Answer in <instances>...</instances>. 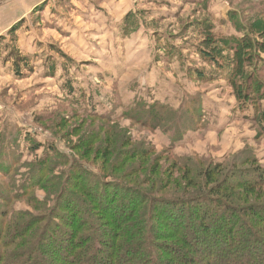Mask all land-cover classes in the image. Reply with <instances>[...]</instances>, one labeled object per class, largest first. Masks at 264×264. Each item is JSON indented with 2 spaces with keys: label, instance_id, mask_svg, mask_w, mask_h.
<instances>
[{
  "label": "rangeland",
  "instance_id": "1",
  "mask_svg": "<svg viewBox=\"0 0 264 264\" xmlns=\"http://www.w3.org/2000/svg\"><path fill=\"white\" fill-rule=\"evenodd\" d=\"M254 23L264 28V0H0V227L30 225L9 251L0 241V264L27 255L24 264H62L54 244L67 231L57 219L69 220L71 208L60 202L49 210L70 171L86 174L99 198L109 196L104 178L147 189L150 176L162 184L180 176L172 161L244 173L237 180L264 172V118L255 120L252 104L223 76L210 78L217 69L200 55L222 51L216 59L225 65L233 50L221 41L241 38ZM10 53L25 60L23 75L9 73ZM260 60L261 80L264 54ZM67 188L63 198L73 200ZM231 190L257 239L235 229L221 250L224 263L264 264V232L247 214L264 215V186L249 196ZM82 198L73 207L84 203L88 213L74 219L112 233L115 207L99 212ZM40 214L55 225L38 222ZM44 225L49 232L38 244Z\"/></svg>",
  "mask_w": 264,
  "mask_h": 264
},
{
  "label": "trees",
  "instance_id": "2",
  "mask_svg": "<svg viewBox=\"0 0 264 264\" xmlns=\"http://www.w3.org/2000/svg\"><path fill=\"white\" fill-rule=\"evenodd\" d=\"M221 44L227 46L229 51L232 49L234 52L229 59L227 58L229 61L225 65L216 59V56H219L222 51L214 49L211 53L200 51L203 60L217 69L208 76L210 78L223 76L240 101L252 104L250 106L257 114L255 120L261 122L264 118V108H261L262 105L264 106V79H258L255 70L261 54H264V28L258 26V23H254L246 35L239 39H229V42L222 40ZM15 54L10 53L6 59L12 58L10 68L13 75L21 76L27 66L21 67V62H25V60ZM245 66L250 67L251 72L248 73L244 69ZM259 66L264 73V64ZM198 76L203 78L204 73L200 72ZM261 103L262 105H260ZM247 105L249 106V104ZM83 111L87 113V110ZM90 113L98 115L93 111ZM98 116H101L99 119L109 120V117L105 115ZM116 151L118 152V149ZM73 161H76L74 156ZM172 162L182 171L181 175L165 177L166 183L164 184L150 176V182L146 183L147 189L142 187V183L141 185L136 183L127 185L123 181L112 178L111 181H108V178L101 179L99 182L104 184L105 190L109 194L107 198L106 196L99 198L89 191L86 174L76 173L74 176V173L70 171L66 181L62 180L61 183H57L60 189L55 193L56 205L49 210V212L54 211L60 206V202L61 205L68 204L71 208L69 220L64 216L57 219L67 231L60 240L61 243L54 244V248L58 247L56 252L63 256L61 263L237 264L235 262L224 263L228 260L223 258L226 256L222 255L223 251H221L222 248L231 245L233 231L239 228L241 232V229L244 228L247 230L248 237L256 238L257 235L255 231L248 229L249 225L244 224V220L247 221L245 208L233 203L231 195L233 190L231 189L236 188L247 196L253 194V188L264 186V172L255 169L250 179L237 180V176L244 173L234 171L226 173L222 169L209 167L202 170L201 167L194 168L190 163ZM68 185L74 187L70 195L73 200L63 198L69 191ZM82 196L88 200L87 204H90L89 200L94 203L93 205L99 212L100 210L109 212L111 208L115 207L113 217L115 221H118V224L113 225L112 233L108 235L106 230L99 229L98 226L92 225V222L90 225H84L86 222L82 219H74L78 215L88 213V208L84 206V203L79 202L81 204L77 209L73 207L78 204L76 202L80 201ZM63 201L65 202L62 203ZM62 210L69 209L63 208ZM257 211L249 210L247 214L252 215L253 218L257 216L259 220L256 223V228L264 232V215L258 214ZM40 216L37 218L38 222L47 220L51 225H55L54 220H48L46 215L40 214ZM0 217L3 218L4 214H0ZM238 221L240 222L238 223ZM26 226L14 230L9 225H1L0 241L3 240L1 249H5L7 252L11 247L16 246V241L27 235L25 230L30 225L27 228ZM36 229H38L37 225L30 228V230ZM48 232L49 227L44 225L39 235L38 244L45 241L44 236ZM86 233L88 236H85ZM171 239H174V242ZM75 240H78L77 244L71 248ZM46 241L52 246L53 238ZM245 245L248 246V249H252L250 246H256L253 239L247 240ZM30 252L31 250L28 253L30 254ZM198 252L200 253L199 257H197ZM190 253L194 256L191 259L187 258ZM28 256H24V259L17 262L13 261V264H24ZM140 258L141 260L138 262L137 260Z\"/></svg>",
  "mask_w": 264,
  "mask_h": 264
},
{
  "label": "crops",
  "instance_id": "3",
  "mask_svg": "<svg viewBox=\"0 0 264 264\" xmlns=\"http://www.w3.org/2000/svg\"><path fill=\"white\" fill-rule=\"evenodd\" d=\"M1 63H2V65H5V64H6V63H4V62H1ZM10 66H11V65H9V70H10L9 73L13 74V73L11 72L12 70H11ZM9 70H8V71H9ZM13 76H14V75H13Z\"/></svg>",
  "mask_w": 264,
  "mask_h": 264
}]
</instances>
